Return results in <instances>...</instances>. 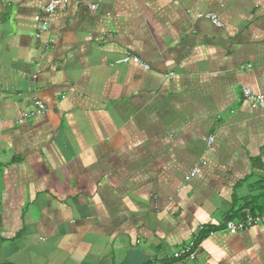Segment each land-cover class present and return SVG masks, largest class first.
<instances>
[{"label": "crops", "instance_id": "crops-1", "mask_svg": "<svg viewBox=\"0 0 264 264\" xmlns=\"http://www.w3.org/2000/svg\"><path fill=\"white\" fill-rule=\"evenodd\" d=\"M50 1L0 0V264H264V223L224 230L264 205V0L70 1L37 37Z\"/></svg>", "mask_w": 264, "mask_h": 264}, {"label": "built area", "instance_id": "built-area-1", "mask_svg": "<svg viewBox=\"0 0 264 264\" xmlns=\"http://www.w3.org/2000/svg\"><path fill=\"white\" fill-rule=\"evenodd\" d=\"M70 1L75 3H81V0H52L45 6H41L34 17V22L38 26V34L45 33L48 31V23L42 20L43 16H48L52 12H54L56 9L61 8L65 6ZM87 8L89 10H95L96 7L94 5H87ZM209 20L210 23H212L215 27L220 28L221 24L218 22L216 17L212 14H208L205 16L200 15L199 18H203ZM123 64L127 63H133L139 66H142L144 69H148L147 66H144L136 57L127 54L124 56V58L121 60ZM241 99L247 103L250 108L252 109H259L261 111H264V94H257L253 92L249 88H242L241 89ZM46 112V108L40 101H35L32 105V109L24 113L22 115L23 118H36L39 116H42ZM212 142V138H209L208 145ZM203 165V162L200 161L196 165H194L191 170H189L188 174L184 177L185 182H189L193 178H195L198 174H200L201 167ZM264 223V213L262 214H252L249 211H244L242 218L238 221H232L228 220L224 223V230L229 235H235L240 232H244L248 230L251 227L257 226L259 224ZM200 232H203V228H200L198 230V234L194 237V240L189 242L188 245L184 246L183 250L181 252H177L173 254L174 259L178 260H193L196 256V253L199 248V244L201 240H199V234ZM209 236L212 235V232L208 233Z\"/></svg>", "mask_w": 264, "mask_h": 264}, {"label": "trees", "instance_id": "trees-1", "mask_svg": "<svg viewBox=\"0 0 264 264\" xmlns=\"http://www.w3.org/2000/svg\"><path fill=\"white\" fill-rule=\"evenodd\" d=\"M249 212L252 213V214H255V213H264V205H256V206H253V208H251ZM202 239H203V235L202 234H199V240H202Z\"/></svg>", "mask_w": 264, "mask_h": 264}]
</instances>
